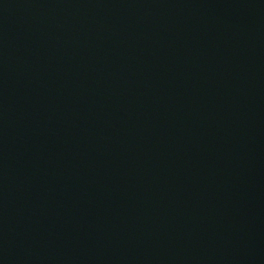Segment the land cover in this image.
Returning <instances> with one entry per match:
<instances>
[{
    "label": "water",
    "instance_id": "obj_1",
    "mask_svg": "<svg viewBox=\"0 0 264 264\" xmlns=\"http://www.w3.org/2000/svg\"><path fill=\"white\" fill-rule=\"evenodd\" d=\"M0 264H264V0H0Z\"/></svg>",
    "mask_w": 264,
    "mask_h": 264
}]
</instances>
